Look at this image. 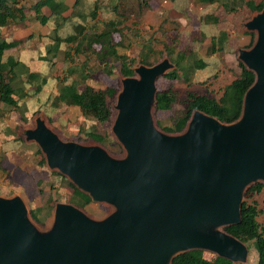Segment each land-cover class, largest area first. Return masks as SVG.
Returning <instances> with one entry per match:
<instances>
[{
    "label": "water",
    "instance_id": "water-1",
    "mask_svg": "<svg viewBox=\"0 0 264 264\" xmlns=\"http://www.w3.org/2000/svg\"><path fill=\"white\" fill-rule=\"evenodd\" d=\"M243 27L254 41L238 60L254 81L234 122L195 110L181 132L158 128L157 80L175 69L167 57L120 78L108 119L120 157L99 144L63 141L44 116L35 117L25 141L110 211L95 219L59 202L39 229L21 196L0 197V264H173L192 251L245 263L247 246L226 228L241 222L247 190L264 184V9Z\"/></svg>",
    "mask_w": 264,
    "mask_h": 264
},
{
    "label": "rangeland",
    "instance_id": "rangeland-1",
    "mask_svg": "<svg viewBox=\"0 0 264 264\" xmlns=\"http://www.w3.org/2000/svg\"><path fill=\"white\" fill-rule=\"evenodd\" d=\"M37 1L24 0L21 4L26 9L25 16L28 18L25 27L10 26L0 34L1 40L21 41L17 48L6 51V54L16 56L27 63L31 70L40 73V76L46 79V84L36 93L34 88L40 81L27 85L23 83L26 80L23 75V84L20 85L25 87L28 95L20 100L17 106L9 109L0 121V197L21 196L31 221L39 229H45L56 203L73 204L69 201L72 184L66 177L46 166L39 147L33 142L25 141L24 132L33 126L32 121L35 117L44 116L49 128L61 140L80 144H99L111 156H122L123 150L111 132V119L114 113L112 107L115 96L120 90L121 75L110 76L104 73V65L98 58L100 45L89 48L82 43L78 53L75 43L62 44L52 60L47 61L46 48L52 44L49 38L51 32L49 28L41 25L40 18L47 17L49 11L43 7L37 14L32 8ZM68 1L70 10L66 16L73 11L72 17L68 18L58 34L61 37L73 34V25L81 23L85 29L76 40L82 42L83 36L100 32L105 23L113 21L117 30L113 34V41L119 44L120 53L134 60L131 65L132 70L139 65V60L145 55H150L152 61L157 59L160 61L167 57L165 47L172 48L175 52L188 48L196 58L203 59L206 63L205 68L195 69L190 75L189 82L182 78L169 80L164 76L157 80V93L171 91L176 99L175 106L179 110L187 108L190 95L218 101L224 87L232 83L240 74L239 64L243 65L238 60V50L250 48L254 41V33L247 32L243 27L244 22L251 18L253 12L240 3L242 0H219L213 5L200 4L197 0ZM251 1L264 2V0ZM91 11L96 13L93 19L90 16L87 18V14ZM76 13L85 15L86 21L85 18L77 17ZM207 15L217 17L218 22L206 23ZM191 33H203L202 42L192 41ZM220 33H225L227 36L224 49L209 55L210 38L218 37ZM171 63L174 64L172 61ZM174 66L176 68L175 64ZM71 81L77 83L79 90L92 86L100 90L116 91L113 98H107L111 111L110 121L102 124L92 118L83 117L73 102L63 104L58 100L57 90L60 84ZM153 116L158 128L164 130L163 127L170 125L169 117L158 121L156 109ZM90 132L106 138L108 142L97 143L87 136ZM246 193L243 201L256 203L259 210L257 222L264 226V190L248 196ZM81 209L95 219L104 217L110 211L104 204L93 203L91 200ZM240 239L248 248V258L245 263L236 264H257L258 256L252 240L245 236H241ZM202 254L203 258L209 261L217 258L209 252L202 251Z\"/></svg>",
    "mask_w": 264,
    "mask_h": 264
},
{
    "label": "trees",
    "instance_id": "trees-1",
    "mask_svg": "<svg viewBox=\"0 0 264 264\" xmlns=\"http://www.w3.org/2000/svg\"><path fill=\"white\" fill-rule=\"evenodd\" d=\"M24 0H0V34L10 26H24L27 21L25 16L26 9L21 6ZM176 1V0H171ZM200 4L213 5L219 0H197ZM240 3L244 4L250 11H261L264 9V2L255 3L251 0H242ZM45 7L49 11L47 17L40 18V23L50 29L51 34L49 38L52 44L46 48L48 54L47 61L59 52L62 44H76V52L79 53L82 48V43L86 44L89 48L94 45H100V53L98 54L99 60L104 65V73L107 75L119 74L123 77L133 76L131 65L134 60L129 59L127 55L118 51V43L113 41V34L117 32L115 23L109 21L104 24L103 30L100 32L92 33L82 37V42H78L77 37L83 33L85 27L81 23L73 25V34L61 37L58 33L59 30L65 26L68 18L72 17L73 11L69 16L66 13L70 10L68 0H38L33 5L36 13ZM74 9V7H73ZM31 10V9H30ZM77 14V13H76ZM77 17L84 19L85 15L77 14ZM87 18H95V11L87 14ZM37 19V16H35ZM86 21V18H85ZM206 23L216 24L218 18L212 15L205 17ZM205 23V24H206ZM77 32V33H76ZM192 41L202 42L203 33H191ZM225 33H220L218 37L210 38V46L208 54L212 55L217 51H223L224 42L226 40ZM21 41H6L0 39V121L4 118L5 113L17 106L20 100L28 95L25 87L20 84L30 85L34 81H40L34 88V92H40L43 85L46 84V79L40 76V73L31 70L29 65L12 54H6V51L17 48ZM166 56L176 65V68L167 73L164 78L169 80H177L182 78L184 81L190 79V75L195 69L202 70L205 68L206 63L203 59L196 58L195 54L188 50V48L181 49L175 52L174 49L165 47ZM159 59L152 61L150 55H145L139 60V64L151 66ZM240 74L229 85L223 89L222 96L218 101L208 98H200L193 95L189 96L190 103L187 108L183 110L177 109L175 106V96L171 91L158 92L156 96V111L158 121L164 117H169L170 125L163 127L164 131L169 133H178L183 130L191 113L195 110L204 112L210 116L219 119L224 123H231L238 119L241 113L243 94L250 87L254 81V75L247 71L239 64ZM25 75L26 80L22 83V76ZM116 94L114 89L100 90L92 86H86L84 89L79 90L77 83L71 81L70 83L60 84L57 90L58 100L66 104L73 102L79 109L81 116L92 118L99 123L105 124L108 122L110 110L107 103V98H113ZM23 117L21 116V119ZM25 119L23 118L22 121ZM87 136L100 144H106L108 140L96 133L90 132ZM72 193L69 201L77 207L85 208L90 200L86 195L76 190L70 185ZM264 190V184L252 185L246 196L259 193ZM259 210L255 202L247 203L243 201L241 207V222L238 225L226 228V231L240 239L245 236L252 240L253 247L258 256L257 264H264V226L257 222ZM36 218V215L32 213ZM241 240V239H240ZM173 264H233L225 259L216 258L214 261H209L203 258L200 251H192L182 254L173 260Z\"/></svg>",
    "mask_w": 264,
    "mask_h": 264
}]
</instances>
